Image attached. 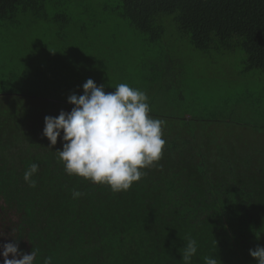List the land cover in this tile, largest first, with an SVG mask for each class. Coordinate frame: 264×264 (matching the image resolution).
<instances>
[{
	"label": "trees",
	"instance_id": "1",
	"mask_svg": "<svg viewBox=\"0 0 264 264\" xmlns=\"http://www.w3.org/2000/svg\"><path fill=\"white\" fill-rule=\"evenodd\" d=\"M185 37L202 56L180 60ZM0 46V244L19 238L21 251L39 250L36 264H183L191 237V264H257L249 249L264 246V121L209 116L186 93L264 75V0H0ZM239 49L240 67L207 59L206 72L193 70ZM89 78L149 96L165 85V108L182 106L178 95L196 111L151 110L166 144L127 191L68 175L56 152L64 142L42 135L45 116L71 111L68 96ZM33 162L35 188L23 178Z\"/></svg>",
	"mask_w": 264,
	"mask_h": 264
},
{
	"label": "clouds",
	"instance_id": "2",
	"mask_svg": "<svg viewBox=\"0 0 264 264\" xmlns=\"http://www.w3.org/2000/svg\"><path fill=\"white\" fill-rule=\"evenodd\" d=\"M82 88V95L73 92L67 98L74 105L71 111L62 109L58 116H45L42 135L51 146L58 138L64 142L62 150L56 152L68 175L106 184L114 193L127 191L146 175L144 169L161 159L166 144L162 138L165 122L151 117L149 97L139 88L120 83L114 92H106L105 85H98L92 78ZM38 171L36 162L26 168L23 178L30 187L37 186L34 176ZM82 195L72 190L73 199ZM197 251V241L187 238L180 249L183 264H191ZM249 252L257 264H264V246L257 245ZM38 254L35 248L31 253L21 251L19 238L0 244V264H36ZM203 261L219 264L214 256H204ZM42 264H53V257H44Z\"/></svg>",
	"mask_w": 264,
	"mask_h": 264
},
{
	"label": "rangeland",
	"instance_id": "3",
	"mask_svg": "<svg viewBox=\"0 0 264 264\" xmlns=\"http://www.w3.org/2000/svg\"><path fill=\"white\" fill-rule=\"evenodd\" d=\"M184 44V47L182 48V53H180V60L182 62H184L188 57L191 58H199L200 56H202V51L201 50H196L194 49V47L189 43L188 38L185 37L184 39L181 40ZM9 47H13L12 43L9 41ZM1 49V46H0ZM227 53H216L213 52V57H201L198 61H194L192 64L193 66V70L194 71H202V72H206L204 69L209 66L210 64H208L209 60H229V62L235 60L236 62V66H241L240 64V58L243 57V53L242 50H237L235 52H228ZM217 54V56L215 55ZM229 54H231V56H228ZM154 55V54H153ZM233 55V56H232ZM207 59H209L208 61H206ZM198 62V63H197ZM4 57L0 54V66L2 64H4ZM188 63V62H187ZM212 64V63H211ZM194 66H199L198 68L194 67ZM217 66H219V64H217ZM26 67V66H25ZM188 71L191 70L189 63H188ZM235 73H238V71H235ZM156 86H152L151 88H149L151 90V92H153V94L155 96H149V93H147V96L149 97V104L151 107L152 111H171V113L177 114V115H181L185 112V110L189 109L192 113H196L195 110L191 109L192 106L189 105L190 102L185 98V100H180V97L177 95L176 93L178 92L177 90H174V94H175V100L176 102H181V104H183L182 106H177L175 108H165V99H167L168 97V89L165 85V87H161L156 89ZM224 90L226 91V89L224 87H219L218 84L212 86H208L207 82H203L201 84L200 87H196V88H192V90H190L189 92L186 93V95L189 97V99L193 102V107L195 106H201V108H195V109H202L201 112L204 114H207L209 116L212 115H221L222 114V110H219L218 107H224L225 106V101H224ZM149 91V90H147ZM231 102L232 100L228 101V108L226 109L225 114H227L228 110L231 108ZM159 103H162L163 107L159 106ZM170 105H175V103L171 102ZM189 105V106H188ZM207 108V109H206ZM206 109V110H204ZM251 115V114H250ZM249 115V117H250Z\"/></svg>",
	"mask_w": 264,
	"mask_h": 264
},
{
	"label": "crops",
	"instance_id": "4",
	"mask_svg": "<svg viewBox=\"0 0 264 264\" xmlns=\"http://www.w3.org/2000/svg\"><path fill=\"white\" fill-rule=\"evenodd\" d=\"M210 76L215 77L216 75L211 73ZM238 79L245 83V87L242 89L239 87L232 91L228 88H226V91L224 90L223 96H225L223 99L225 101V106L218 107L219 110H222L221 116L224 115L228 108V101L232 100L231 108L226 115L235 116L244 123L254 124L264 121V75L261 76L259 71H255L245 78ZM237 83L242 86L239 81H237ZM187 114L188 115H185L184 118L193 117L190 115L191 113Z\"/></svg>",
	"mask_w": 264,
	"mask_h": 264
}]
</instances>
